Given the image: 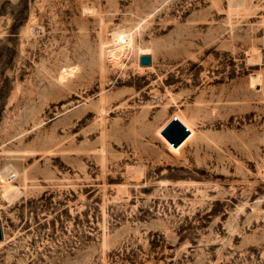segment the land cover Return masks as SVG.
<instances>
[{
	"label": "rangeland",
	"instance_id": "obj_1",
	"mask_svg": "<svg viewBox=\"0 0 264 264\" xmlns=\"http://www.w3.org/2000/svg\"><path fill=\"white\" fill-rule=\"evenodd\" d=\"M234 1L0 0V264H264V0Z\"/></svg>",
	"mask_w": 264,
	"mask_h": 264
},
{
	"label": "bare ground",
	"instance_id": "obj_2",
	"mask_svg": "<svg viewBox=\"0 0 264 264\" xmlns=\"http://www.w3.org/2000/svg\"><path fill=\"white\" fill-rule=\"evenodd\" d=\"M231 4L233 6H235V4H238V3H236L234 0H231ZM240 4H243V1L240 2ZM112 38H113V44L114 45H113V48L108 51V54L113 58V60H117L120 57L119 52L130 53L131 51H133L134 43H133V36H132L131 31H128L125 29H123V30L117 29L112 33ZM140 53H141V55H143V56H141V61H142V58L144 56H146L147 50L141 49ZM146 61H147V59H146V57H144V63ZM72 74H73L72 69L69 68V69L65 70L62 77H61V81L63 82L66 80V78H67L66 75L70 76ZM2 192H4V198L7 199L9 202L15 201L22 194L20 187L14 185L12 183L7 184L3 188ZM0 227H1V223H0ZM1 232H2V227H1ZM2 238H3V234H2Z\"/></svg>",
	"mask_w": 264,
	"mask_h": 264
},
{
	"label": "water",
	"instance_id": "obj_3",
	"mask_svg": "<svg viewBox=\"0 0 264 264\" xmlns=\"http://www.w3.org/2000/svg\"><path fill=\"white\" fill-rule=\"evenodd\" d=\"M161 133L174 147H178L190 135V130L184 125L182 121H180V119L173 117V119ZM1 239L2 232L0 227V240Z\"/></svg>",
	"mask_w": 264,
	"mask_h": 264
}]
</instances>
